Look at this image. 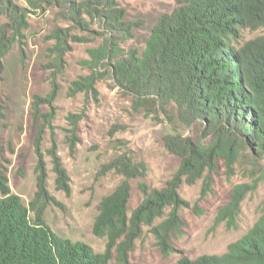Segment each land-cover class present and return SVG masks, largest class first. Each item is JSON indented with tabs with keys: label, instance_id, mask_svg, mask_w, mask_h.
<instances>
[{
	"label": "trees",
	"instance_id": "16d2710c",
	"mask_svg": "<svg viewBox=\"0 0 264 264\" xmlns=\"http://www.w3.org/2000/svg\"><path fill=\"white\" fill-rule=\"evenodd\" d=\"M22 1L24 5L0 0V16L5 20L0 24V61L13 44L25 45L29 18L36 11L55 9L56 19L70 24L48 36L54 41L49 49L54 68L70 49L68 40L83 41L71 31H89L95 18L115 32L129 35L132 28L122 21L124 12L116 0ZM173 1L175 9L159 18L141 55L130 50L121 56L106 39L101 47L90 50L93 71L75 81L72 91L94 89V81L102 75L96 69L109 67L115 86L132 97L135 110L144 107L147 113L161 112L169 118L168 106L173 105L183 125L200 123L208 138L166 137V150L180 160L178 170L161 189L141 185L142 200L129 215V181L141 176L143 167L125 155L104 167L123 180L98 205L93 234L105 239L102 253L83 242L60 237L47 225L44 213L53 198L47 191L44 171H39L35 195L26 205L11 192L2 168L0 264H130L129 254L144 227L154 236L161 255L167 257L175 251L173 237L186 227L180 212L189 205L179 195L181 184H194L203 177L205 195L220 160L229 174L242 159L249 160L252 175L258 173L252 185H235L217 212V225L238 228L242 201L264 180V0ZM245 31L260 33L246 40ZM53 163L56 185L67 191L66 172L57 157ZM29 212H33L32 218ZM174 264H264V202L257 221L223 254L195 259L181 255Z\"/></svg>",
	"mask_w": 264,
	"mask_h": 264
},
{
	"label": "rangeland",
	"instance_id": "374dc122",
	"mask_svg": "<svg viewBox=\"0 0 264 264\" xmlns=\"http://www.w3.org/2000/svg\"><path fill=\"white\" fill-rule=\"evenodd\" d=\"M16 1L24 5L22 0ZM116 1L124 12L122 21L132 25L129 35L112 31L95 18L89 31H71L83 41L68 40L70 49L54 68L49 52L54 41L48 36L70 24L56 19V10L48 8L30 15L25 45L13 44L0 61V171L6 170L11 192L26 205L35 195L39 171H44L46 188L53 198L44 213L47 225L60 237L83 242L96 253L105 249V239L93 234L98 205L123 180L104 167L121 155L143 167V174L129 181V215L142 200L141 185L149 190L161 189L178 170L180 160L166 150V137L179 134L195 141L208 138L200 123L183 125L173 105L168 106L169 118L161 112L147 113L144 107L135 110L132 97L115 86L109 67L96 69L102 75L94 81V89L72 91L75 81L93 71L90 50L109 39L121 56L130 50L141 55L159 18L176 7L173 0ZM4 21L0 16V24ZM259 33L245 31L243 39ZM55 157L68 177L67 191L56 185ZM251 168L249 160L242 159L229 174L220 160L205 195L203 177L194 184L183 182L179 195L189 207L180 212L186 227L172 239L175 251L163 257L149 228L144 227L129 254L130 264H174L181 255L195 259L204 254H223L262 213L264 180L242 201L236 230L215 223L231 189L238 184L252 185L258 177V173L251 174ZM29 215L32 218L33 212Z\"/></svg>",
	"mask_w": 264,
	"mask_h": 264
}]
</instances>
